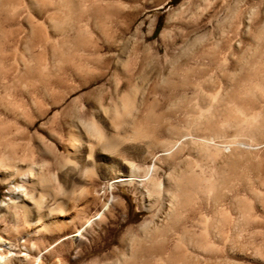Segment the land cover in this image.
<instances>
[{
    "label": "rangeland",
    "instance_id": "374dc122",
    "mask_svg": "<svg viewBox=\"0 0 264 264\" xmlns=\"http://www.w3.org/2000/svg\"><path fill=\"white\" fill-rule=\"evenodd\" d=\"M71 3L70 10H58L56 0H8L0 10V157L6 165L0 171V235L14 241L12 251L18 255L8 264H264V0ZM123 5L124 12L117 13ZM64 21L68 26H51ZM24 41L28 53L23 56ZM116 67L134 74L142 69L149 77L128 81ZM158 73L170 77L161 80ZM202 73L208 86L217 87L222 79L221 110L207 115L214 130L211 142L191 141L186 130L193 126L191 133H203L194 126L201 119L195 114L198 106L211 99L198 90ZM124 91L130 100L121 98ZM128 101L135 105L131 112ZM113 113L124 122L119 129L123 139L156 113L163 123L160 146L171 141L167 128L172 125L185 134L178 142L188 143L179 148H195L189 161L182 151V163L190 164L195 178L201 175L195 166L200 163L206 178L192 179L189 203L177 207V218L163 215L151 222L133 188L105 180L103 159L85 164L79 154L68 152L90 133L84 125L90 116H106L107 124ZM111 134L97 136L95 148H121L109 142ZM215 142L221 143L219 153ZM13 163L33 165L35 174L43 173L45 187L33 189L19 176L5 182ZM148 164L160 167V175L169 171L165 159ZM79 172L86 182L94 181L97 198L64 218L72 220L69 230L75 227L83 238L65 231L26 235L29 200L55 209L64 204L66 210L69 200L84 196L80 191L87 185ZM13 188L22 189L27 200L13 195ZM147 221L149 237L142 239L138 226Z\"/></svg>",
    "mask_w": 264,
    "mask_h": 264
},
{
    "label": "bare ground",
    "instance_id": "6f19581e",
    "mask_svg": "<svg viewBox=\"0 0 264 264\" xmlns=\"http://www.w3.org/2000/svg\"><path fill=\"white\" fill-rule=\"evenodd\" d=\"M7 1L8 0H0V10L4 7L5 4H7ZM25 2L27 3V1H25ZM56 2H57L56 9H58V10L61 9L62 7H67L70 10L71 7H72V5H71L72 4L71 3L72 0H56ZM29 6H30V4H29ZM124 7H125L124 5H123V7L122 6H117V8H116L117 13L124 12V9H125ZM51 21H52V19H51ZM51 26L54 27V28H63V27L68 26V25L64 21V22L58 23V25L55 24V23H52ZM23 31L26 32L25 29H23ZM26 40H27V37H26ZM21 49H22L23 56L25 55V53H28L27 52L28 48H27L26 41H24V43L22 44V48ZM157 53H156V56H159ZM215 59H216L215 57L214 58L212 57L211 61H213V63L216 64L217 61ZM234 67H237V65L234 66ZM205 69L202 70V71L206 72ZM234 70H235V68H234ZM115 72L117 74L123 73L125 75V78L128 81H131L132 79H134V77L137 80L139 78H142V80H145V79H148V77H149L147 75H145V76L142 75L143 74V70L142 69H137L136 74H134V73L126 72L123 69H119V68L116 67ZM207 72H208V70H207ZM205 74L202 73V75H201L202 78H200V82H201V80H202V82L201 83L199 82L198 90L201 89L202 92L205 93L206 95H208L211 99L209 98L210 100H209V102L207 103V105L205 107L198 106L199 107V113H195L194 112L195 114H198V116L202 119V120L200 119V121L197 122V123L194 121L195 122V124H194L195 129H199V132L203 130V133H191L190 128H192L193 126H190L186 130H187V135H189V137H191V139H190L191 141H195V140L204 141V140H206V138L208 139V142H209V140H210V142H211L212 139L214 140V137L212 138V136H211L213 127H212V124L210 123L211 120L208 118L207 115H213L219 109L221 110V108H219V101L222 98L220 100L218 98L222 95V90H221L222 86H220V83H221L222 79H221V81L218 80L219 85L217 87H214L213 85L208 86V85H206V80H208V78L206 79ZM208 74H210V73H208ZM233 75H234V73H233ZM222 76H223V74H222ZM169 77H170L169 74L167 76H164V75L158 73V78H160L161 80H168ZM216 77H218V76H216ZM186 83H187V81H186ZM155 85H157V84H155ZM182 85L183 86H187V84H185L184 82H182ZM170 87H169L170 88L169 90L172 92L173 89L175 88V86L174 85H172V86L170 85ZM201 90H200V92H201ZM171 92H170V94H171ZM129 97H130L129 96V92H127V91H124L122 93V95H121V98H123V100H125V101H127V99ZM141 97L145 98L143 95ZM130 98H129V100H130ZM189 100H191V99H189ZM155 101H156V99L153 100L152 102H155ZM194 104H195V102H194ZM125 106H128V109L131 112V111L134 110V106L135 105L133 103H131V101L130 102L128 101V104L125 105ZM258 112H256V113H258ZM194 113L192 115H194ZM130 115H132V114H130ZM119 116H120V114H119ZM119 116L117 114H114L113 117L111 116L110 117L111 118L110 121H108L109 123H107V124H109L108 126H107V124H105L106 121H107V119L105 118L106 116H104V118L103 117L96 118L94 116H90L86 120V122H84V125L87 126L88 130L92 134L88 133L89 134L88 135L86 133L87 137L84 136L86 139L83 140L81 143H78V142L76 143L81 148H77L75 142H74V144L71 143L72 145H70V143H69L68 145H70V147L68 146L69 148H67L68 152L72 156L73 155L76 156V155L79 154L82 157L83 161H85V164L88 163L89 161L90 162L94 161L97 157L100 158V160L103 159L104 160L103 171H104V173H106L109 176V179H105V180L108 181V182L115 183V184L116 183L124 184V185H127V186L133 188L134 191L136 192V194L139 195L142 207L150 212V219H151L150 221L151 222L154 221V220L156 221V219L158 221H160L161 219L159 217L163 216V215L172 217V215L174 213L176 214V212L178 211L177 207L179 205H183L182 207H185V205H187L186 203L187 202L189 203V199H190L188 197V192L190 191L189 185L192 184V182H193L192 179L195 178V177H194V175H192V171L190 170V164L189 163H182L184 160L182 159L183 157H182L181 154L184 153L182 151L185 149L187 151V154L184 155V159H188V161H189V159H192L194 157L193 154L195 152V148H186L187 146H185V148H179V146L181 144L186 145L188 143H187V141H185V143H181V144L178 142V140H181V139L184 138L185 134L184 135L181 134V132H182L181 130H179V131L177 130V132H176L177 128L175 126H172V125H170L167 128L168 131H169V136L171 137V141L169 140L170 142H168V144L165 145V146H163V145L160 146V140H161V139H159V137H160V128H162L163 123L161 121L162 120L161 119L162 116L160 114L158 115L156 113L149 115L148 118L146 119V121L137 124L135 127L133 125L134 130L131 133H129V134H127L125 132L124 139H123L121 137V135L123 136V134L119 133L120 132L119 129H120L123 121H121ZM105 119H106V121H105ZM244 121H246V120H244ZM252 121H254V120H252ZM214 122H215V119H214ZM170 124H172V123H170ZM180 124H182V123H180ZM253 124H254V122H253ZM216 126H218V125H216ZM181 127H180V129H182ZM107 129H110L113 132V134H111V132H109L111 134V139H108L109 142L112 141L116 146L120 145L121 148H114V149H112L110 151L108 149H104V148H95L97 146V144H98L97 136L100 137L102 135H105V132H106ZM192 130H193V128H192ZM163 131H165V130H163ZM209 131H211V132H209ZM216 131H218V128H217ZM216 131H215V133H216ZM75 132H74V130L71 132V136H72L71 138H73V140L76 139ZM84 132H85V129H84ZM110 134L109 135L106 134V135L110 136ZM91 135L94 138H96L97 140H95ZM117 137H118V139H117ZM216 138H217V136H216ZM219 138H220V136H219ZM80 139H81V136H80ZM101 139H103V138H101ZM142 142H144V144L146 145V148H139L138 147V144L142 143ZM163 143H165V142H163ZM220 144H221L220 142H215V144H213V147H214L216 153H219V151H220V148H219ZM117 147H119V146H117ZM149 147H153V148H149ZM94 157H95V159H94ZM161 159H165V161H167L168 165H169V171L165 172L163 175L159 174V168L160 167L158 168V166H156L155 164L146 165V162L149 161V160L156 161V163H157L158 160H161ZM3 161H4V156L2 158L0 157V171L1 170L4 171V168H6L5 167L6 165L4 164ZM123 165H126L127 168L125 167L126 169H124ZM88 166H89V164H88ZM195 166L197 168H199L200 172H201V175L197 176L196 178H199V179L200 178H206V173H205V171L203 169L204 166L202 167L201 164L197 163V162H196ZM192 167L194 168V166H192ZM8 168H10V169H8V171H7V177H5V182L9 181V179H11L14 176H19L21 178V182L22 183L28 185L29 187H31L33 189H36L37 187L42 186L46 182L43 173L41 171H39L38 173L35 174V171H34L35 167L33 165H31V164L30 165H24V164L21 165V164H18V163H13ZM176 171L178 172V174H177ZM85 172H86V170H85ZM195 174H196V172H195ZM78 176L87 185V186H85L86 189H84L85 190L84 192H83V190H82V192L79 190L80 193H83L84 196L82 198L76 199V201H74L72 203L69 200L68 203H70V204H69L68 208L65 207L66 210L62 209L64 204L62 205V207L58 206V208L55 206L56 207V209H55V208H51L53 205H51V207H49V206L48 207H41V206L35 205L32 201L29 200V202L32 203V206L29 207V209L26 211V215H25V224H26V226L24 228V233L26 235H28V236H36V235H38L40 233L41 234L42 233L52 234L54 232H63V231H65V232H68L69 234H71L77 240H80V239L83 238L82 234L75 233L76 232L74 230L75 227L73 228V230H69L70 229L69 227H71L70 225L72 224V220L71 219H69V220L65 219L64 216H66L68 214L70 215V213L72 214V212H74V213L78 212L80 209L84 208V206L86 204H88V202H90L91 200H95L97 198L96 197L97 189H95L92 186L93 183H94V181L92 179H90L89 182H86V180H83L81 178V176H82L81 172H79ZM85 179H87V178H85ZM205 180H207V179H205ZM82 187H83V184H82ZM82 187L80 186V188L79 187L78 188L81 189ZM90 187H93V188H91V190L93 189L92 193L90 192ZM192 188H194V187H192ZM203 189L204 188H202L200 192H202ZM12 192L14 193L13 195H15L19 200H22V201L25 200L26 201L27 198H28V197L25 196V192H23V190L20 189V188H13ZM50 196L51 197H49V198L52 200V198H53L52 196L53 195H50ZM55 197H57V196H55ZM57 200H58V204H60L61 201L59 202V199H57ZM57 200H55L56 203H57ZM103 207H106V206L104 205ZM199 207H201V206H199ZM173 216L176 217V215H173ZM163 221H164V219H163ZM171 221H172V219H171ZM161 223L162 222H160V224ZM150 225H151V223H149L147 221V222L141 223L138 226V229H139L138 235H139V237H141L142 239H146L147 237H149L148 235H145V232H146V230L149 229ZM158 229H159V224H157L155 226L154 230L157 231ZM121 239H122V241H124L123 238H121ZM13 242L11 240H9V239H6L4 236L0 235V251H4L5 248L8 249L7 250V254H4V253L0 252V264H8V262L11 259H13L15 257H18L17 253L12 251L13 249H15V245H14ZM23 242H26V240H24ZM30 242H31V246L34 248L36 246L35 241L31 240ZM139 250H140V253L142 252L141 254H145L146 253L145 248H142V249H139ZM127 253H128V251H127ZM176 254H178V253L176 252ZM57 264H60V263H57Z\"/></svg>",
    "mask_w": 264,
    "mask_h": 264
}]
</instances>
